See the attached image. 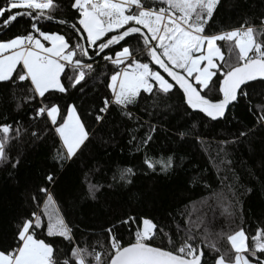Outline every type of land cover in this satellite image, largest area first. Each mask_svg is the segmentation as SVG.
<instances>
[{"label":"snow or ice","instance_id":"obj_1","mask_svg":"<svg viewBox=\"0 0 264 264\" xmlns=\"http://www.w3.org/2000/svg\"><path fill=\"white\" fill-rule=\"evenodd\" d=\"M258 6L254 19L245 13L237 27L224 28L215 19L224 7L221 0H68L71 21L56 15L63 0H4L0 95L15 112L25 110L27 123L15 116L9 122L10 114L0 111V167L10 175L21 167L19 152L12 154V149L24 136L33 143L51 138L55 150L52 170L27 194L29 211L16 218L10 239L0 234V264H264V224L252 234L244 227L213 233L206 226L205 220L210 224L215 219L217 206L231 225L238 203L232 185L224 186L227 194L222 188L207 198L215 197L209 205L211 217L204 213L193 220L181 212L184 226L173 216L167 231L145 216H118L104 229L107 244L95 240L82 245L55 199L60 175L75 164L81 165L83 197L91 201L110 190L131 189L139 176L171 175L183 158H157L147 150L159 139L158 131H170L162 120L172 112L191 121L199 117L204 123H226L233 109L245 105L251 123L219 141L217 155L225 165L231 164L228 146L264 133V91L253 99L257 87L264 90V0ZM21 22L23 32L3 38ZM49 22L64 31L46 30ZM101 85L105 90L100 103L88 101ZM176 98L179 102L173 103ZM132 106L148 119L134 115ZM82 113L91 117L92 127ZM114 113L133 121L128 143L131 152L143 153V167L123 166L110 181L93 183L100 166L83 158L94 141L108 143L112 138L106 140L104 134ZM154 114L161 119L153 123ZM174 135L204 144L189 121ZM204 186L210 187L207 182ZM136 198L140 194L129 191V199ZM118 225H136L131 242L122 243ZM42 228L52 240L38 238ZM157 237L169 246H153ZM56 238L67 242L63 259L54 247ZM221 240L230 248H222Z\"/></svg>","mask_w":264,"mask_h":264},{"label":"trees","instance_id":"obj_2","mask_svg":"<svg viewBox=\"0 0 264 264\" xmlns=\"http://www.w3.org/2000/svg\"><path fill=\"white\" fill-rule=\"evenodd\" d=\"M224 5L220 14L216 17V26L224 28L237 27L242 22L245 13L254 17L258 14V0H221ZM4 0H0V5ZM57 17L65 20H72L73 14L68 9V0H63V7L56 13ZM49 31H64L62 25L49 22L46 26ZM24 31V23L21 22L16 28L10 29L3 38L13 36ZM227 56V49L224 48ZM105 89L101 85L93 93H90L88 101L100 103L101 93ZM260 87L255 89L254 100L259 99ZM55 99V98H54ZM176 98L173 103H178ZM84 107H89L88 103ZM0 111H7L9 122L11 116H15L21 123L26 124L25 110L15 112L0 95ZM134 115L147 120L148 116L138 107L132 106ZM86 122L92 127L91 117L82 113ZM232 117H235L233 119ZM161 119L155 114L152 122ZM186 121L195 123L197 130L204 138V144L197 143L192 137L179 140L174 135L177 128L184 125ZM251 115L246 106L241 104L228 116V121L202 122L199 117L191 121L190 117L182 116L180 113L172 112L167 119L162 120L163 127L170 128V131H158L159 139L148 149V155L157 158L172 154L175 157H182L183 164L171 175L156 174L139 176L131 189H115L105 192L97 201H91L83 197L84 185L81 165L70 166L59 177V183L55 186L57 200L56 207L60 215L73 228L74 234L82 245L87 241L92 245L95 240L107 244L104 229L111 225L116 217L123 215L145 216L152 219L158 226H168L173 216H177L178 222L184 226L185 217L179 213H190L193 220H197L204 213L209 217V205L215 203V197L207 199L212 192H220L223 188L227 194L225 185H232L236 192V216L231 225L224 216L220 214L217 206L215 219L210 224L205 220L210 232L228 231L229 227L235 229L244 227L249 234L258 225L264 224V133H257L251 142L230 145L227 148L230 165L220 163V156L217 155L221 147L219 141L229 137L236 128L250 124ZM133 121L125 120L118 113H114L107 123L105 139L112 138L108 143L94 141L85 153L84 160L87 164L100 166V171L95 173L91 179L93 183H105L110 181L113 172L123 166L143 167V153L131 152L132 147L128 143L129 129L133 128ZM190 126V125H189ZM144 131L139 129L136 133L140 135ZM53 139L45 137L43 140L32 142L31 137L24 136L12 149V154L19 152L21 167L10 175V170L0 167V234L10 239L13 231V223L17 217L29 211V201L26 197L28 192L34 190L36 184L43 182V176L53 168L52 153L54 152ZM222 155V154H221ZM204 182L210 185L205 188ZM251 188V193L247 189ZM103 191V189H102ZM129 191L140 194V198L129 199ZM207 200V202H205ZM46 225L47 218H44ZM117 235L122 237V243L127 244L134 239V229L127 225H118ZM203 230V229H202ZM38 238L46 242L53 238L47 237L46 228L37 230ZM54 245L59 259H63L67 251V242L56 238ZM153 246L168 247L167 241L157 237ZM222 248H230L226 240L220 241Z\"/></svg>","mask_w":264,"mask_h":264}]
</instances>
